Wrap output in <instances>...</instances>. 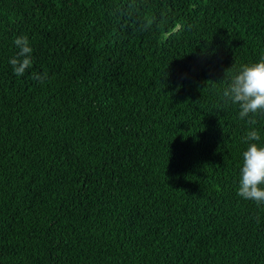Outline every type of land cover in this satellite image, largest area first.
Here are the masks:
<instances>
[{
	"label": "trees",
	"instance_id": "16d2710c",
	"mask_svg": "<svg viewBox=\"0 0 264 264\" xmlns=\"http://www.w3.org/2000/svg\"><path fill=\"white\" fill-rule=\"evenodd\" d=\"M262 56L264 0H0V264H264L223 96Z\"/></svg>",
	"mask_w": 264,
	"mask_h": 264
},
{
	"label": "clouds",
	"instance_id": "9594fccd",
	"mask_svg": "<svg viewBox=\"0 0 264 264\" xmlns=\"http://www.w3.org/2000/svg\"><path fill=\"white\" fill-rule=\"evenodd\" d=\"M13 45L17 51L9 64L16 76H23L33 66V48L24 34L14 37ZM31 78L43 84L48 74L33 71ZM223 96L238 107L239 119L246 120L250 126L243 137L247 148L241 154L237 194L264 206V145L258 143L261 135L252 127L257 123L256 117H264V56L258 62L243 65L231 77Z\"/></svg>",
	"mask_w": 264,
	"mask_h": 264
}]
</instances>
